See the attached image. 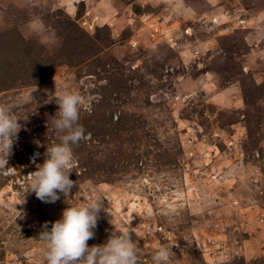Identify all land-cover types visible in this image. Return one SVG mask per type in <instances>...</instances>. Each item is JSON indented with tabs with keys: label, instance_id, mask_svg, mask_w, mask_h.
I'll return each instance as SVG.
<instances>
[{
	"label": "rangeland",
	"instance_id": "rangeland-1",
	"mask_svg": "<svg viewBox=\"0 0 264 264\" xmlns=\"http://www.w3.org/2000/svg\"><path fill=\"white\" fill-rule=\"evenodd\" d=\"M66 89L86 135L70 203L109 211L89 246L130 227L140 264L159 246L172 264H264V0H0L12 152L59 142L47 100ZM23 193L0 176V264H47L38 235L67 204Z\"/></svg>",
	"mask_w": 264,
	"mask_h": 264
},
{
	"label": "clouds",
	"instance_id": "clouds-1",
	"mask_svg": "<svg viewBox=\"0 0 264 264\" xmlns=\"http://www.w3.org/2000/svg\"><path fill=\"white\" fill-rule=\"evenodd\" d=\"M27 27L38 36L45 32V25L39 17L30 18ZM41 42L47 41L42 39ZM32 93L25 102H30ZM53 101L58 105L53 127L60 133L59 142L46 145L43 163L36 164L35 171L26 175L27 183L21 185L23 195L35 193L42 202L55 203L63 194L67 204L60 218L51 222L50 227L45 222L39 232L38 237L44 242L43 255L47 264H140V246L138 241L132 239L130 232L135 231L130 227L112 230L103 244L88 245L87 242L95 236L101 211H109L104 208L100 198H90L79 204L70 203L69 194L76 188V182L70 179L76 164L73 146L86 139L85 130L79 124L82 100L78 93L66 89L55 90L47 100ZM19 120L8 105L0 104V175H8L14 170L8 163V157L21 128ZM21 203H24V199ZM22 216L23 213L18 212L17 217ZM109 222L112 224V220ZM173 257L170 248L159 246L153 252L152 264H172Z\"/></svg>",
	"mask_w": 264,
	"mask_h": 264
},
{
	"label": "built area",
	"instance_id": "built-area-1",
	"mask_svg": "<svg viewBox=\"0 0 264 264\" xmlns=\"http://www.w3.org/2000/svg\"><path fill=\"white\" fill-rule=\"evenodd\" d=\"M16 148L8 157V163L14 168L13 172L8 175H0L1 178L7 181V184L12 188H17V190H23L21 186L27 183L26 175L32 171H35L36 164L43 163L44 153L41 148L33 147L31 149H26L20 144L15 146ZM36 153H40L39 156H35ZM33 157H35V163H33ZM76 166L78 162L75 160Z\"/></svg>",
	"mask_w": 264,
	"mask_h": 264
},
{
	"label": "trees",
	"instance_id": "trees-1",
	"mask_svg": "<svg viewBox=\"0 0 264 264\" xmlns=\"http://www.w3.org/2000/svg\"><path fill=\"white\" fill-rule=\"evenodd\" d=\"M37 77H42V71L38 72V76H36L35 78L37 79Z\"/></svg>",
	"mask_w": 264,
	"mask_h": 264
}]
</instances>
